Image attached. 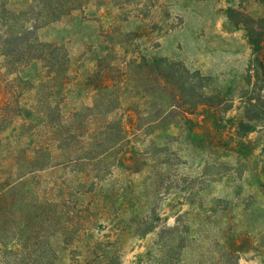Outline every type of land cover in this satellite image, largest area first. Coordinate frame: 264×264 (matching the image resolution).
<instances>
[{
  "label": "trees",
  "instance_id": "1",
  "mask_svg": "<svg viewBox=\"0 0 264 264\" xmlns=\"http://www.w3.org/2000/svg\"><path fill=\"white\" fill-rule=\"evenodd\" d=\"M241 1L261 6L262 16L237 20L242 15L228 11L234 27L245 33L255 74L238 95L245 107L230 137L237 145L264 122V0ZM91 7L115 9L116 21L101 27L109 50L87 76L90 103L66 111L54 96L76 80L73 60L64 43L46 41L41 33ZM130 19L148 20L161 36L178 26L167 0H0V264H120L94 248L89 234L105 228L89 209L57 198L68 179L54 176L70 168L93 190L113 178L120 165L152 176L155 194L148 207L157 220L176 219L179 225L168 228L180 234L181 251L198 230L202 255L213 264L238 263L218 225L233 202L215 194L233 169L208 163L200 177L182 175L184 161L174 147L178 120L201 108L223 116L234 99L198 70L143 54L138 32L121 27ZM33 61L42 64L44 74L37 82L20 74ZM257 199V192L247 198L242 225L256 215L245 232L263 240L264 210ZM164 208L169 211L160 215ZM149 215L148 210L146 216H133L142 239L158 228ZM205 231L209 235L203 237Z\"/></svg>",
  "mask_w": 264,
  "mask_h": 264
},
{
  "label": "rangeland",
  "instance_id": "2",
  "mask_svg": "<svg viewBox=\"0 0 264 264\" xmlns=\"http://www.w3.org/2000/svg\"><path fill=\"white\" fill-rule=\"evenodd\" d=\"M167 6L178 25L169 35L154 32L151 23L143 19H130L121 23V27L125 32H138V45L143 54L165 56L190 70H198L212 77L220 90L234 99L232 110L223 116L212 109L201 108L196 114L178 120V141L174 147L184 161L179 168L182 175L200 177L208 163L228 164L233 169L215 191L218 196L233 202L225 215L226 220H218L223 229L222 240L239 258L237 264H264V239H256L245 232L253 227L256 215L243 225L241 218L247 198L256 192L257 206L264 210V122L257 125L240 145L231 140L235 125L244 114L245 102L239 100L238 95L250 75L255 74L245 33L234 27L228 15L229 9L234 8L242 15L237 16V20L246 15L259 18L262 8L241 0H167ZM116 13L110 7L101 10L91 7L42 31V39L64 43L73 60L76 80L67 88L56 91L54 96V101H62L66 111L90 103L87 76L96 61L109 50L101 37V27L115 23ZM261 58L264 62V48ZM20 74L34 82L42 80V64L33 61L22 67ZM263 78L261 76L260 80ZM130 161L129 156L126 163ZM69 170L54 175L68 179L65 186L59 188L57 198H69L93 212L95 220L105 228L89 234L97 251L117 257L120 264H200L201 259L204 264H213L200 252L198 230L181 251L180 234L176 229L168 228L179 225L176 219L173 217L166 222L162 217L157 220L156 214L150 212L148 204L155 194L150 174H133L120 165L113 178L89 190L86 182ZM165 209L160 210V215L169 211ZM148 210L149 220L156 219L158 228L142 239L133 216H146ZM179 228L183 230L182 223ZM203 235L206 237L209 232L205 231ZM110 244L114 246L108 248Z\"/></svg>",
  "mask_w": 264,
  "mask_h": 264
}]
</instances>
